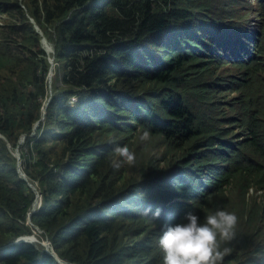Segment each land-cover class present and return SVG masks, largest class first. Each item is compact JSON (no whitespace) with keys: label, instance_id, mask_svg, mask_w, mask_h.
I'll list each match as a JSON object with an SVG mask.
<instances>
[{"label":"trees","instance_id":"1","mask_svg":"<svg viewBox=\"0 0 264 264\" xmlns=\"http://www.w3.org/2000/svg\"><path fill=\"white\" fill-rule=\"evenodd\" d=\"M244 1L0 0V264H161L163 224L216 209L239 217L224 264H264V0L258 33L228 15ZM27 15L53 44L46 106ZM125 144L136 164L117 169ZM32 228L56 258L8 245Z\"/></svg>","mask_w":264,"mask_h":264},{"label":"clouds","instance_id":"2","mask_svg":"<svg viewBox=\"0 0 264 264\" xmlns=\"http://www.w3.org/2000/svg\"><path fill=\"white\" fill-rule=\"evenodd\" d=\"M151 135L150 129L145 128L139 135V141L147 142ZM135 164L136 153L126 144L113 148L112 165L115 168L124 165L134 167ZM34 202L31 211L37 212L41 204L40 196ZM138 214L149 222H155L160 219L162 209L148 206L138 209ZM238 223L239 217L235 212L225 209L209 211L203 221L193 211H186L180 221L174 224L164 223L161 228L157 241L162 253L161 264H224L225 257L232 252L231 247L224 245L235 239ZM25 237L28 236H22L19 242L9 245L26 243L21 241ZM47 252H52L50 244Z\"/></svg>","mask_w":264,"mask_h":264},{"label":"rangeland","instance_id":"3","mask_svg":"<svg viewBox=\"0 0 264 264\" xmlns=\"http://www.w3.org/2000/svg\"><path fill=\"white\" fill-rule=\"evenodd\" d=\"M238 7H239V9L235 12V10ZM227 10L229 11L228 15H232V13H233L236 17H242L241 18L242 21H244L243 18L244 19L248 18L249 24L252 25L258 33V28H256L255 25L253 24V22H251V21H254L253 20L254 15H257L256 14L257 7H256V2L254 0H245L244 3H242L241 5L238 4L237 6H234L232 8H227ZM27 17H28V15H27ZM8 20H9L8 17H6L5 15H0V26H5L6 22H8ZM29 22L33 26L35 33L40 37V46H41L42 50L44 51L47 62L49 64L48 75L46 78V87H47V91H48V96H47V99L45 100V102H46L49 100L48 98L52 95V92L55 91V89H56L55 86H60V84L56 83V81L54 80L55 79L56 64L54 63L53 44H52V42H50L48 40V37L43 33V31L40 30L36 26L35 22L32 19L29 18ZM42 116H43V111H42ZM41 119H42V117H41ZM10 153L16 159V164L19 165L20 154L18 152V149L17 148L16 149H10ZM21 178H22V180L26 179L23 175L21 176ZM25 181H27V187L33 193L34 201H36V198L37 199L39 198L36 185L31 181H28V180H25ZM34 204H36V203L34 202ZM31 209H32V207L29 209V211H31ZM32 229H33L34 233L32 235L28 236V237H35L34 240L32 241V244L37 249H40L43 251H49V243L45 239H40L37 236L38 231H36V229H34V228H32ZM19 241H20V238L16 239L14 241V243L19 242ZM62 264H65V263H62Z\"/></svg>","mask_w":264,"mask_h":264},{"label":"water","instance_id":"4","mask_svg":"<svg viewBox=\"0 0 264 264\" xmlns=\"http://www.w3.org/2000/svg\"><path fill=\"white\" fill-rule=\"evenodd\" d=\"M21 176H22V174H21ZM24 180H25V179H24ZM35 212H36L35 210L29 212V214H28V216H27V220H28V222H29V220H30V216H31L33 213H35ZM34 238H35V237H25V238H23L21 241H22V242H26V243H32V241L34 240ZM49 253L55 257V255L53 254V252H49ZM55 258H56V257H55ZM61 262H62V261H61Z\"/></svg>","mask_w":264,"mask_h":264}]
</instances>
